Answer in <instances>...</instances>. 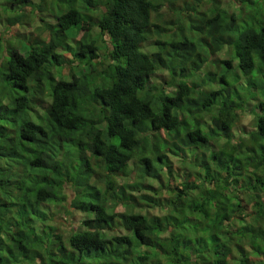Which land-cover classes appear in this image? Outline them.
Wrapping results in <instances>:
<instances>
[{
  "label": "clouds",
  "instance_id": "clouds-1",
  "mask_svg": "<svg viewBox=\"0 0 264 264\" xmlns=\"http://www.w3.org/2000/svg\"><path fill=\"white\" fill-rule=\"evenodd\" d=\"M179 5L176 10H169L168 3ZM160 0H144V4L151 5L149 15L134 13V5L131 0H0V83H3L5 76H11L21 87L27 86L30 91L26 93L28 104L35 107L33 100L46 101L48 105H56L65 97L62 94L65 89L70 90L74 108L69 111L57 113L62 121L60 129L52 128V138L47 141V147L40 150V145L35 147L37 153L25 152V163H18L13 160L0 159V167L11 168L12 173H22L24 188L35 191L39 185L34 186L28 182L29 173L26 162L35 159L36 155L44 154V160L48 167L55 170L48 173L51 182L56 187L50 190L51 200L31 199L33 209L38 216L44 218L43 223L38 219L30 226L25 225V219L17 209L3 211L0 209V264H49L53 254L60 257V249L66 248L64 256L71 257V264H83L80 259L85 245L82 238L87 235L89 249L95 248L99 253L104 248L101 264H111L113 253H124L125 245L118 242V237L130 235L126 229L120 227L119 221H115L111 231L104 230L101 225L96 227L97 213L76 210L87 198L94 196L97 189L101 190L97 202L105 207L107 211L121 212L119 207H112L111 199L120 200L127 198V186H132L131 195L137 199L147 195L154 197V201L143 200L142 213L150 216L158 214L163 216L166 210L172 211L169 207V199L177 200L176 194L169 192L168 187L183 184L185 171L201 173L200 184L204 189L211 184L209 194L215 202L216 208L212 215H223L230 212L231 216L222 228L227 230V235L222 239L229 249L233 251L237 259H242L239 253L235 252L234 245L242 243L247 249L249 245L256 246L261 252L259 264H264V241L250 239L247 232L242 231L244 225L255 223L264 228V140L259 138L256 128L258 117H264V112L256 110L258 100L253 96L258 93H251L247 90L232 95V88L220 89L219 76L214 79L213 84L208 77L209 72H217L218 66L213 67L210 57L202 45L198 44V38L212 32L208 39L220 37L238 40L237 33H247L255 30L257 25L264 27V0H221L219 4L212 3V0H163L159 7L155 5ZM67 5V6H66ZM11 9V10H10ZM70 10L75 11V27L72 28L74 39L63 35L59 24L67 26L62 18ZM207 13L199 20L193 21V29L204 25L203 30H190L191 39L196 41L198 46L190 53L191 59H183L178 55H169L165 69L152 62L151 54L157 50L149 47H136L138 29L153 24L164 26L169 20L173 21L168 25V31L172 34L173 40H180V29L187 24L189 16L197 13ZM216 13H222L223 19L215 28H209L205 23ZM235 15L236 31L230 30L228 17ZM57 17L61 19L58 20ZM42 21V22H41ZM241 22L243 25L241 26ZM50 26V27H49ZM143 35L144 33H139ZM153 38L168 39V37ZM40 38L37 42L35 38ZM67 45L71 46L70 51H64ZM15 51L21 59L31 66L30 70L22 73L24 79L19 80L14 73L9 72V54ZM164 51H169L165 47ZM203 54L204 63L199 68L190 72L187 78L180 79L179 76L171 75L172 70L179 73L180 66L191 68V60L195 59V53ZM228 51H231L229 47ZM54 53H62L57 59L62 63V68L57 71L55 65L49 59ZM80 56L86 57L81 60ZM91 54V56H90ZM223 48L217 53L220 58L226 56ZM90 57V58H89ZM148 69V80L141 84L143 73H137L134 69L141 65ZM212 59V58H211ZM33 61H36L33 64ZM87 65L90 71L84 70ZM240 61L233 58V72L238 76L237 87L243 84L245 77L240 76ZM77 72H73V70ZM163 72L167 83H161L154 77ZM138 77L136 82L129 78ZM231 80L232 73H228ZM55 77L49 80V77ZM71 79L69 80V78ZM62 81H69L62 83ZM46 85L48 86L46 88ZM195 85V87H193ZM6 90L7 99L3 103L19 97L21 93L15 88L9 90L8 84H3ZM137 87L141 90L138 92ZM246 87V86H245ZM213 88L220 91L214 106L211 109L202 107L197 100L204 101L205 95ZM51 89H60V94L53 96ZM191 89V91H188ZM239 96V100H237ZM166 97H171L177 104L174 112H170L167 119L162 115L169 111ZM207 103L208 101H204ZM163 105V106H162ZM185 109L191 111L187 116ZM24 121L30 119V114L25 112L21 118ZM71 121L76 131L69 134L66 131L65 122ZM185 121H195L192 125ZM215 121V123H214ZM133 122L135 126L133 127ZM50 124L51 121H48ZM157 125L161 135L152 131V124ZM169 125V130L164 131V124ZM227 124L224 131H217V125ZM183 125V131H180ZM207 128H204V126ZM17 128L20 125H16ZM109 129L111 134H109ZM207 129L214 133L209 141L214 147L211 152L217 155L227 165V171H221L220 176L226 181V185H219V177L216 175V166H212L211 176H205L202 160L208 159V149L202 150L189 144L185 139L186 134L191 133L194 137L201 130L207 134ZM28 130L25 128V133ZM57 135L70 141V149L65 151L60 145L62 140H57ZM12 137V144L15 145L19 138L13 133H8L0 143H6ZM162 143L165 146H161ZM75 145V147H72ZM122 145L128 146L124 151ZM135 145V147H133ZM181 149L185 157L183 160H172L171 176L165 180H152L154 189L141 188L142 183H148V177L144 174L142 158L147 157L152 163L159 156L162 163L155 168L156 172H164L168 163V153L174 151V147ZM251 146L255 154L249 153L246 149ZM98 148L101 151V158L97 159L92 151ZM128 157L125 167L118 169L124 172L127 181L109 170L115 165L121 153ZM241 155V160L234 157ZM233 157L231 163L229 158ZM111 158V164L109 163ZM241 161H245L241 165ZM133 162L136 167L134 168ZM176 165H180L179 168ZM0 173V178L4 177ZM180 179L177 180L176 177ZM248 177H252L251 187L241 191L233 184L234 178L247 185ZM9 179L15 180V175H9ZM131 178V179H130ZM158 183L156 186L155 183ZM111 185L110 190H105ZM125 185V196H121L120 187ZM165 192V193H164ZM231 193V201L228 194ZM189 196L196 194L189 193ZM261 205L255 212V220L250 218L237 206L236 199L243 198L246 202L257 201ZM0 198L19 203L22 199V192L15 187L0 188ZM168 199V202L166 201ZM165 203V204H164ZM201 204L203 197L196 196L195 200L184 199L183 207L177 206L181 215L194 214V204ZM120 206V205H118ZM223 207L224 211L218 212ZM147 208V209H146ZM159 208V212L157 211ZM154 209L155 211L151 210ZM121 210V211H120ZM134 211V210H133ZM136 212V211H134ZM75 217V219H73ZM237 217H243L242 224H237ZM85 220L92 221L91 228H86ZM212 232L217 229L213 226ZM233 231L238 233L233 235ZM185 229L180 235L186 234ZM19 234V239H17ZM167 235V233H165ZM200 236L199 229L196 231ZM23 246V254L16 245ZM75 245L76 247H72ZM81 249V253L76 252ZM212 245H207L206 251L211 258ZM138 251H143L139 248ZM11 252V254H10ZM203 255V252L200 253ZM63 258V257H61ZM173 264H185L179 253L171 257ZM86 260V258H84ZM51 264H56L51 259ZM126 264H136L135 255L127 257Z\"/></svg>",
  "mask_w": 264,
  "mask_h": 264
},
{
  "label": "trees",
  "instance_id": "trees-1",
  "mask_svg": "<svg viewBox=\"0 0 264 264\" xmlns=\"http://www.w3.org/2000/svg\"><path fill=\"white\" fill-rule=\"evenodd\" d=\"M220 2L221 0H212V3L214 4H219ZM160 3H163V0H160ZM160 3H157L155 6L159 7ZM131 4L134 5V13L143 14L145 17L149 15V9L152 7L151 5L146 6L144 4V0H131ZM168 8L169 10H176L179 8V5L169 2ZM204 15H207V13L198 12L195 16H189L186 26L180 29L181 38L179 41L173 40L171 38L172 34L168 31V25L173 23L171 20H169L164 26L153 24L151 28H149L147 25H145L141 29L137 30L138 35L135 39V46L156 49L157 51L151 54V59L152 62L158 64L161 69H165L169 55H178L183 59H191L190 53L196 50L198 44L203 46V49L209 57L212 55H217L221 48H223L227 53L226 56L223 58L216 56V58L211 59L210 62L213 67L215 65L218 67L225 65L227 70L224 74H221V76L218 74V72H209L208 77L213 84L217 83L214 77L218 75L220 89H228L231 87L232 95H236L237 93L245 90L249 91L251 88L259 89V87H264V83H260L258 82V79L251 77L252 73L257 67V60L260 64H264V27L258 24L255 30L251 32H238L237 35L239 39L235 41L231 38L226 40L224 39L223 35L218 38L213 37L211 40H209L208 36L212 35V32H209L207 35L199 37L197 44L196 41L191 39L190 30H203L204 25H200L199 28L193 29V21L201 19ZM57 19L60 20L61 18L57 17ZM62 19L67 22V26L59 24L58 27L62 28L63 35L68 36L70 39H74L72 28L75 27V11L70 10L64 15ZM222 19L223 14L216 13L215 16L205 23L209 28H215V26L220 23ZM237 19L238 17L235 15L228 17L230 30L236 31ZM242 25L243 22H241V26ZM141 32L144 34H139ZM153 33H155L156 37H168V39L153 38ZM35 39L37 42H40V38L37 37ZM165 47H167L169 51H164ZM229 47H231L230 52L228 51ZM70 49L71 46L67 45L64 51H70ZM61 55L62 53H54L49 57V59L55 65L57 71H60L62 68V63L57 59V57ZM77 58L81 60L86 59V57L80 56L79 54ZM233 58L240 61L239 75L247 78L246 82L241 84L240 87L236 86V83L238 82V76L233 72ZM144 59L147 64V68H145L144 65H141L134 69L137 73H143L141 84L148 80L147 71L152 67L151 63H147L148 58L145 57ZM9 61V72L14 73L19 80L24 79L22 73L29 71L31 66L26 64L15 51L9 54ZM35 63L36 61H33V64ZM203 63V54L197 51L195 53V59L191 60V68L182 65L179 68V73H177L175 70H172L171 75H178L180 79L187 78L190 72L196 71ZM83 67L85 71H90L87 65H84ZM73 72H77V70L74 69ZM228 73H232L231 80L228 78ZM157 75L154 78H156ZM54 78L55 77L53 76L49 77L48 79L51 80ZM129 78L133 80V83H135L138 77H133L129 73ZM70 79L71 77L69 80ZM68 82L69 81H62V83ZM160 82L166 84L167 78L162 76V80H160ZM4 83L8 84L9 90L15 88L21 93L19 97L9 101L8 104L3 103V101L7 99L6 90L3 86ZM47 87L48 86L46 85V88ZM193 87H195V85H193ZM136 90L139 92L141 88L137 87ZM28 91H30V89H28L26 85L21 87L18 83V80L13 81L11 76H5L3 83H0V139H2L8 133H13L14 136L19 138L16 140L14 146L12 144V137H9L6 143H0V159L25 163V152L37 153L38 149L35 147L37 144L40 145V150H43L47 147V141L52 138L53 126L57 131L60 129L62 121L57 117V113L60 112L61 109L63 111H69L74 108L71 92L68 89H65L62 93L65 99L60 101L58 104L48 105L46 101L34 99L33 104H35V107H32L28 104L26 98V93ZM51 91L54 97L60 94V89H51ZM188 91H191V89H188ZM219 95L220 91L216 88H213L205 95L204 101H208L207 103L200 100H197L196 102L201 103L202 107L211 109ZM166 99L167 108L169 111L162 113L165 119L168 118L170 112H174L177 108V104L171 97H166ZM237 100H239V96H237ZM255 108L259 112H264V100H261L258 105L256 104ZM25 112L30 114V119L27 121L21 119ZM185 113L187 116H191V111L189 109H185ZM48 121H51V123L49 124ZM185 122L192 125L196 124L195 121ZM18 124L20 125L19 128L16 127ZM65 126L66 131L69 134L76 131V128L73 126L71 121H66ZM134 126L135 122H133V127ZM151 127L153 133L156 135H161V130L157 125L153 123ZM227 127V124H219L217 125V131H224L227 129ZM25 128L28 130L27 133H25ZM204 128H207V126L205 125ZM256 128L259 133V138L264 140V117L257 118ZM163 130H169V125L167 123L164 124ZM180 131H183V125H181ZM109 134H111L110 129ZM213 135L214 133L212 130L207 129L206 135L204 134V131L201 130L200 133L195 137L191 133L186 134L185 139L189 144L199 147L202 150V156L205 155L203 152L204 149L209 150V158L201 161L204 167L203 174L205 176H211V172L213 170L212 166H216V175L219 177L216 191H219V185H226V181L220 176V172L227 171V165L221 159H219L217 155L211 152V149L214 145L210 143L209 137ZM57 140H62L60 147H62L65 151L70 149V141L68 139H63L60 135H57ZM161 146L165 145L162 143ZM72 147H75V145H72ZM122 147L124 151L129 150L127 145H122ZM133 147H135V145H133ZM173 147L174 151H170L168 153L169 163L164 172L155 171V168L160 166L162 163L159 156L156 158L154 163L150 162L147 157L142 158L141 163L144 168V174L148 177L149 182L142 183L141 188L143 187L147 190L154 189V185L151 183L152 180H165L166 176H171L173 167L171 161L175 160V158L177 160H183L185 157V154H183L181 149L177 148L175 145ZM246 151L252 153L253 155L255 154V149L251 146H249ZM261 151L264 152V146L261 147ZM92 155L97 159H100L101 151L96 148L92 151ZM241 155L242 154L237 155L234 157V159L241 160ZM232 159L233 157L230 156L229 163H231ZM127 160L128 157L122 152L121 157L117 158L115 165L109 169L113 175H117L125 181H127L126 176L122 175H125L126 173L118 171V169L125 167ZM109 163L111 164V158H109ZM244 163L245 161H241V165ZM133 165L135 168V162H133ZM176 167L179 168L180 165H176ZM26 168L29 173L28 182L32 183L34 186H40L35 191H30L29 189L23 187L25 181L24 179H21V172L18 171L17 173H12L11 168L0 167V173L5 174L3 178H0V188L15 187L18 191L22 192V199L19 203L0 198V209L3 211L17 209L19 214L25 219L24 226H30L38 219L43 223L44 218L37 215V212L32 207L31 199L33 197L37 200L52 199L50 190L56 187V185L51 182L47 174L53 173V175H55V170L46 165L42 151L41 154L35 156V159L26 162ZM9 175H15L17 178L15 180L9 179ZM200 178L201 173H193L186 170L185 179L181 181L183 184L182 188L179 185H172L171 187H168L169 192L176 194L177 200L173 201L172 197L169 199L168 208H171L172 211L169 212L166 210V213L163 216H159L155 213L150 216L144 215L142 213L143 206L140 205L144 204L143 200H148L149 203L154 201V197L146 194V196L137 199L135 195H131V192L133 191L132 186H127V188H131V190L127 189V198H122L120 200H116L115 198L111 199L112 207H118V205L122 207L125 206L124 213L119 211H107L105 207L100 205L97 202L98 197L101 194L100 189L96 190L94 196L87 198L80 205L75 207L76 210L81 212L88 211L97 213V220L95 221L97 229L103 225L104 230L108 229L111 231L113 223L115 221H119L120 227L126 229L128 231L126 233L130 232V235L116 238L118 239L119 243L125 245V248L123 254L113 253V261L111 264H126L127 257L132 255H135L136 257V264H173L171 257L177 253L180 254L181 260L184 261L185 264H259L261 252L256 246L249 245V248L246 249L242 243L234 245L235 252L239 253L240 257L242 258L237 259L233 251L229 249L224 243L222 237L227 235V230L222 228V224H226L229 221L231 213L224 212L223 215L216 216L211 214L213 209L216 208L215 202L213 201L212 196L209 194V190L212 188V185L209 184L208 188L204 189L200 184ZM176 179L179 180L180 177L177 176ZM247 179V185L243 184L239 178H234L233 184L237 185L241 191H245L246 188H250L252 186V177H248ZM262 187H264V185H262ZM110 189L111 185H109L105 190ZM120 191L121 196L124 197L125 185H121ZM189 193L196 195L189 196ZM196 196H202L203 204L207 205V207L202 208L201 204L196 203L194 204L196 209L194 214L181 215L177 211V206L179 205L183 207L184 199L195 200ZM228 198L231 201V193L228 194ZM258 199L259 197L257 196V201L248 203L243 198H238L236 199V203L239 208H241L245 213L249 214L250 218L255 220V212L261 207V205L258 203ZM166 201L168 202V199H166ZM220 211H224L223 207L218 210V212ZM242 221L243 217H237V224H242ZM83 223L86 228L90 229L93 222L90 220H85ZM213 226L217 229L216 232L211 231ZM185 229L187 230L186 234L180 235V233ZM197 229H199L200 232L199 237L196 235ZM242 231L247 232L250 239L264 241V228H261L255 223L244 225L242 227ZM165 233H167V235H165ZM237 234L238 233L233 231V235ZM17 239H19V234ZM82 243L85 245L83 252L81 253L80 248H76V252L81 253L80 259L82 260L83 264H101L104 248L101 247L99 253L95 251L94 247L89 249L87 235L82 238ZM207 245L213 246L211 258H209V253L206 251ZM16 247L23 254V246L17 244ZM72 247L76 246L72 245ZM139 248H143V251H138ZM59 251L61 256L57 257L55 254H53L51 259H55L56 264H71L72 258L64 256V252L67 251V249L62 247ZM201 252H203V255H200ZM84 258H86V260H84ZM51 259L49 260V264H51Z\"/></svg>",
  "mask_w": 264,
  "mask_h": 264
},
{
  "label": "rangeland",
  "instance_id": "rangeland-1",
  "mask_svg": "<svg viewBox=\"0 0 264 264\" xmlns=\"http://www.w3.org/2000/svg\"><path fill=\"white\" fill-rule=\"evenodd\" d=\"M74 35V34H73ZM211 58L214 59L216 58V56H213V57H210V61H211ZM237 60V59H236ZM214 67H217V65H215ZM226 66L225 65H221L220 67H218V74L221 76V74H224L225 71H226ZM162 76L163 73H159L157 75V77L155 79L157 80H162ZM252 78H255V79H258V82H262L264 83V64H260L257 60V67L255 69V71L252 73ZM247 80V78H245L244 82L245 83ZM215 84V83H214ZM253 87V86H252ZM248 91V90H247ZM248 92H251V93H258V96H253L252 99L253 100H258V103H256L257 105L260 103L261 100H264V87H259V89H254V88H251V90H249ZM214 147V146H213ZM175 160H177L175 158ZM179 166V165H178ZM131 179V178H130ZM155 185L157 186L158 183L156 182ZM165 193V192H164ZM120 209L123 210V207L122 206H118ZM147 209V208H146ZM153 211H155L154 209H151ZM78 211V210H77ZM121 211V210H120ZM158 212L160 211L159 208L157 210ZM81 212V211H79ZM73 219H75V217H73ZM123 231L125 232V229H123Z\"/></svg>",
  "mask_w": 264,
  "mask_h": 264
}]
</instances>
